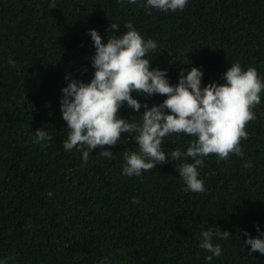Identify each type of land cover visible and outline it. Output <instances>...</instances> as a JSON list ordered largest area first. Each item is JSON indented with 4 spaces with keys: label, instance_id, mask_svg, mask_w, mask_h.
Listing matches in <instances>:
<instances>
[{
    "label": "trees",
    "instance_id": "1",
    "mask_svg": "<svg viewBox=\"0 0 264 264\" xmlns=\"http://www.w3.org/2000/svg\"><path fill=\"white\" fill-rule=\"evenodd\" d=\"M143 2L0 0V260L6 264H100L106 257L112 264H208L210 253L199 244L213 227L231 237L214 238L223 254L212 264H264V255H249L242 236L243 230L256 236L257 224L264 230V92L257 119L246 124L244 157L204 158V193L183 190L176 171L183 159L141 177L122 175L124 151H138L127 133L104 146L114 151L111 160L100 147L87 164L81 152L64 150L61 89L66 74L92 76L89 29L106 42L111 22L123 32L131 21L157 42L151 66L166 69L172 84L193 66L203 70L202 84L223 83L235 61L264 77V0H189L175 13ZM137 98L151 106L166 97ZM119 114L140 120L126 104ZM40 127L53 137L47 147L32 143ZM189 141L173 135L163 148L186 151ZM248 160L253 167H244Z\"/></svg>",
    "mask_w": 264,
    "mask_h": 264
},
{
    "label": "clouds",
    "instance_id": "2",
    "mask_svg": "<svg viewBox=\"0 0 264 264\" xmlns=\"http://www.w3.org/2000/svg\"><path fill=\"white\" fill-rule=\"evenodd\" d=\"M121 4L141 3V0H118ZM189 0H144L142 6L159 12H182ZM126 31L119 32V24L111 22L106 42L95 28L89 29L94 54L89 58L93 69L90 80L73 78L66 74V85L61 89L60 111L66 121L67 135L63 140L64 150L75 149L82 153L87 164L90 154L101 148L99 154L109 160L113 158L111 147L120 141L122 133H127L137 150L124 151L122 175L141 177L157 165L183 159L176 171L183 181V190L192 193L206 192L199 169L204 158L211 154L219 160H228L230 154L243 158L241 141L247 140L246 124L257 119L255 106L261 104L264 92V77L255 67H242L239 61L223 73V83L202 84L203 70L193 66L181 69L178 82L170 83L168 72L160 67H152L151 60L159 52L157 42L139 32L131 21L125 22ZM118 33V34H116ZM151 55V58H148ZM8 64L16 68L9 57ZM135 93V95H133ZM166 97L161 103H141L137 97L154 95ZM127 105L139 113V122L134 117L129 120L119 114ZM143 108V112H140ZM142 114V115H141ZM176 136H190L186 151L176 148L167 154L165 141ZM53 137L41 127L34 131L32 143L47 147ZM189 158L191 162H189ZM245 168L253 167L252 161L244 163ZM53 193L49 192L51 197ZM133 204H139L136 198ZM257 235L242 231L244 245L249 247V255L259 252L264 255V230L255 225ZM199 247L210 255L205 259L212 264L213 258L223 254L214 238L227 239L231 234L213 227L201 233ZM237 239L240 240L238 236ZM121 255L124 250H121ZM0 264L6 261L0 260ZM100 264H112L104 258Z\"/></svg>",
    "mask_w": 264,
    "mask_h": 264
}]
</instances>
